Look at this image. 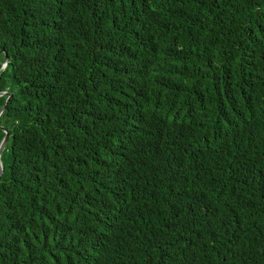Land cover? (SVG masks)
<instances>
[{
	"label": "trees",
	"instance_id": "obj_1",
	"mask_svg": "<svg viewBox=\"0 0 264 264\" xmlns=\"http://www.w3.org/2000/svg\"><path fill=\"white\" fill-rule=\"evenodd\" d=\"M3 91L0 264H264V0H0Z\"/></svg>",
	"mask_w": 264,
	"mask_h": 264
},
{
	"label": "water",
	"instance_id": "obj_2",
	"mask_svg": "<svg viewBox=\"0 0 264 264\" xmlns=\"http://www.w3.org/2000/svg\"><path fill=\"white\" fill-rule=\"evenodd\" d=\"M7 60H8V57L6 56V60H5L4 64H3L2 68H3V67H6V65H7ZM5 94H7L6 91L0 92V96H3V95H5ZM10 96H11V95H10ZM9 98H10V97H9ZM9 98H8L7 102L9 101ZM4 110H5V105H4L3 108L1 109V111H0V115L3 113ZM2 128H3V130H4V132H5L6 134H5V137L3 138V140H2V142H1V144H0V179H1V177H2V175H3V172H4V167H3L2 160H1V155H2L3 151L6 149L8 143H9V140H10V133H9L8 129L5 128V127H2Z\"/></svg>",
	"mask_w": 264,
	"mask_h": 264
}]
</instances>
